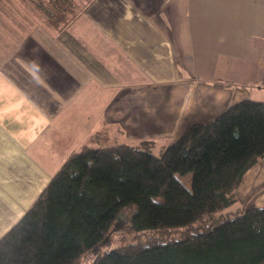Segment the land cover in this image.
Here are the masks:
<instances>
[{
  "label": "crops",
  "instance_id": "0c3cea01",
  "mask_svg": "<svg viewBox=\"0 0 264 264\" xmlns=\"http://www.w3.org/2000/svg\"><path fill=\"white\" fill-rule=\"evenodd\" d=\"M262 82L264 0H71L51 18L0 0V236L37 197L40 140L71 121L172 141ZM237 195L264 205V159Z\"/></svg>",
  "mask_w": 264,
  "mask_h": 264
},
{
  "label": "trees",
  "instance_id": "16d2710c",
  "mask_svg": "<svg viewBox=\"0 0 264 264\" xmlns=\"http://www.w3.org/2000/svg\"><path fill=\"white\" fill-rule=\"evenodd\" d=\"M29 1L49 18L71 2ZM153 145L91 133L0 236V264H80L88 251L86 264H264V205L237 195L264 159V99L237 100ZM130 205L133 239L102 249Z\"/></svg>",
  "mask_w": 264,
  "mask_h": 264
},
{
  "label": "rangeland",
  "instance_id": "374dc122",
  "mask_svg": "<svg viewBox=\"0 0 264 264\" xmlns=\"http://www.w3.org/2000/svg\"><path fill=\"white\" fill-rule=\"evenodd\" d=\"M260 85L262 86V89L259 90H256L251 86H246L247 93L245 95L247 96L244 97H249L256 100L264 99V83H261ZM78 121L80 122L79 124ZM83 125L84 123H82V120L71 121L69 127L64 129L63 131L58 130L57 132H55V135L51 138V140H40L39 146H44L45 151L42 153L38 151L35 156L38 176L36 180V196L40 192L43 185L47 183L49 178L61 166L66 157L71 152L79 149L83 144H85L87 140L86 137L88 135V128L86 127L87 130H84ZM109 138L111 141H127L132 143H136L137 141H141L144 139H152L154 141L153 148L155 152L159 150V147L161 145H166L171 141L170 137L165 136L157 137L156 139L137 138L135 140H132L122 137L120 133L114 132L110 133ZM179 178L184 181L186 185H190V173L180 175ZM32 191H35V181L32 182ZM134 206L135 205L124 207L117 215L107 234L109 238L108 244L103 245L102 249L107 248L111 245L115 246L123 244L133 239V231L131 230V211ZM93 255L94 252L92 251L84 253L79 260L80 264L88 263L92 259Z\"/></svg>",
  "mask_w": 264,
  "mask_h": 264
}]
</instances>
